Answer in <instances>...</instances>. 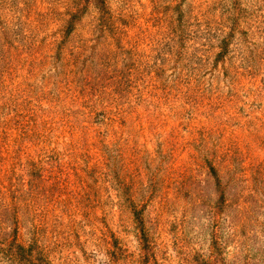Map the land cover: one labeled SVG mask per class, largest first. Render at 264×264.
<instances>
[{"label":"rangeland","instance_id":"rangeland-1","mask_svg":"<svg viewBox=\"0 0 264 264\" xmlns=\"http://www.w3.org/2000/svg\"><path fill=\"white\" fill-rule=\"evenodd\" d=\"M0 264H264V0H0Z\"/></svg>","mask_w":264,"mask_h":264}]
</instances>
